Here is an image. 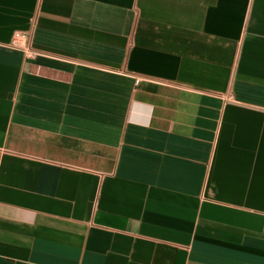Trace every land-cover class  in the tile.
I'll return each mask as SVG.
<instances>
[{
  "label": "crops",
  "instance_id": "obj_1",
  "mask_svg": "<svg viewBox=\"0 0 264 264\" xmlns=\"http://www.w3.org/2000/svg\"><path fill=\"white\" fill-rule=\"evenodd\" d=\"M0 264H264V0H0Z\"/></svg>",
  "mask_w": 264,
  "mask_h": 264
},
{
  "label": "built area",
  "instance_id": "obj_2",
  "mask_svg": "<svg viewBox=\"0 0 264 264\" xmlns=\"http://www.w3.org/2000/svg\"><path fill=\"white\" fill-rule=\"evenodd\" d=\"M27 35L24 32H15L12 37V45L19 47L23 50L24 54L31 58L35 55V52L26 43ZM136 81H139L137 78Z\"/></svg>",
  "mask_w": 264,
  "mask_h": 264
}]
</instances>
